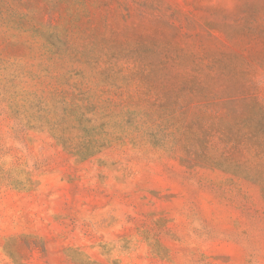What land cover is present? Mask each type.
I'll use <instances>...</instances> for the list:
<instances>
[{
  "label": "rangeland",
  "instance_id": "1",
  "mask_svg": "<svg viewBox=\"0 0 264 264\" xmlns=\"http://www.w3.org/2000/svg\"><path fill=\"white\" fill-rule=\"evenodd\" d=\"M0 264H264V0H0Z\"/></svg>",
  "mask_w": 264,
  "mask_h": 264
}]
</instances>
